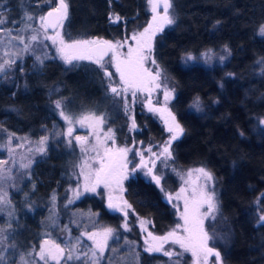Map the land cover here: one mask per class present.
I'll list each match as a JSON object with an SVG mask.
<instances>
[{"label": "trees", "instance_id": "16d2710c", "mask_svg": "<svg viewBox=\"0 0 264 264\" xmlns=\"http://www.w3.org/2000/svg\"><path fill=\"white\" fill-rule=\"evenodd\" d=\"M146 2L68 0L69 18L64 24V34L72 38L120 39L131 27L145 24ZM49 6L43 0H0V17L7 20L0 27L18 31L25 26V14L37 17ZM173 7L176 22L159 33L153 48L162 71L172 74L175 97L171 109L184 128V133L172 144V155L179 160L182 170L198 164L214 177L220 219L230 233L228 246L217 248L223 264H264V224L258 221L256 206L258 196L264 192V123H261L264 121V36L259 33L264 25V0H173ZM110 13H118L122 21L111 23ZM29 23L33 24L34 20ZM206 51L217 56L211 65L182 63L184 55ZM218 56L226 58L222 61ZM49 61L33 65L32 70L39 78L44 77ZM56 64L60 74L63 70L65 78L72 80L75 91L88 85L97 86L102 81L100 74L89 67L91 64ZM21 66H27L26 61L15 63L14 77L10 80L0 79V125L11 121L14 112L21 118H17L16 125L0 130L39 139L41 130L49 129L58 120L55 103L58 97L49 94L45 86L22 88L16 76ZM56 77L55 74L51 80ZM197 98L200 110L195 111L191 105ZM152 118H147L153 129L150 135H162V131L158 134ZM43 155L32 166L29 188H24L25 198L34 200L24 201L32 203V213L14 215L6 224L10 235L1 237L9 248L24 239L27 245L0 253L4 257L0 264H17L19 258L29 254L27 251L40 246L47 237L45 230L51 228L46 221L51 199L55 196L59 204L62 190L70 184L69 173L75 163L72 157L65 155L55 142L48 145ZM126 197L139 216L150 220L154 232H167L175 226L177 219L172 206L152 182L130 178ZM92 204V200L88 201L90 207ZM96 206L99 210L103 207L100 204L92 208ZM99 214L101 218L107 215L111 220L117 219L119 224L117 215L105 210ZM28 233H32L31 238L26 237ZM121 235L134 238L123 232ZM141 256L145 258L147 253ZM149 256V262L141 259L140 264H171L161 253ZM177 261L188 264L185 258Z\"/></svg>", "mask_w": 264, "mask_h": 264}, {"label": "rangeland", "instance_id": "374dc122", "mask_svg": "<svg viewBox=\"0 0 264 264\" xmlns=\"http://www.w3.org/2000/svg\"><path fill=\"white\" fill-rule=\"evenodd\" d=\"M51 6H49L50 8ZM146 7L148 10V16L145 24L131 27L128 33L123 35L120 39L108 40L113 43L120 41L121 43H125V46L119 49L120 52L126 53L127 48L129 46H135V42L130 39L131 35L136 32H141L145 27H147L148 23L151 21L152 13L150 10V6L148 2H146ZM47 8L39 15L46 13ZM162 11V10H161ZM38 15V16H39ZM37 16V17H38ZM114 24V23H113ZM34 27H38V20H34ZM168 27V26H166ZM165 27V28H166ZM24 26L21 28L23 29ZM164 28V30H165ZM163 30V31H164ZM62 35L66 41L71 39H84V38H72L68 37L64 34L63 29L60 30ZM162 31V32H163ZM158 32L156 36L152 40V52L149 57V60L146 61L145 67L149 68L153 73L157 70L160 71V80L161 84L160 88L155 89L151 94V100L153 106L162 107L164 106V89L173 90L174 80L171 76L165 71H162L161 65H159V69L156 68V65L152 64L151 61L155 59L154 57V44L159 35ZM33 34L30 30L28 31H14L12 30L13 36H24L25 43L29 44L30 47L27 51L24 50V44H21L18 39H10L4 33H0V64H4L5 60L15 61L10 65L4 66V71L0 72V79L10 80L13 76L12 71L14 70V65L17 61H26L27 66H21L16 76H19V83L22 85V88L34 85L45 86L48 89L49 94L56 95L58 99L56 101H60L62 104V108L66 114L71 115L74 118L72 127L74 129L71 137L66 135L67 129L69 127L68 122L65 121L60 116L61 109L57 108V119L55 123H51L52 127L49 129H42L41 136L39 139H31L27 135H16L12 138L11 143H8V133H3L0 130V161H7V164L0 165V253H5L8 249L9 251H16L22 249L26 244L27 239L21 240L17 246L10 247L8 244L3 243L1 241V237H6L10 235V231L6 227V224L9 223L14 215L21 216L24 214L32 213L31 204L26 203L34 202L32 199L25 198L27 194L24 193V188H29L28 181L31 178L32 166L42 158L46 151L48 145L52 142H55L59 147L63 149L65 155H69L75 161L74 166H72V170L70 171V184L68 188L62 190L61 198L59 204L55 200L51 199V204L49 208V215L46 219L47 223H49L51 228L46 229V238L43 240L55 241L57 244H60L61 247L67 248L76 242V238H80V248L78 251H87L89 248H94L93 241L88 240L86 236H81L82 232H96L102 231L104 228H112L114 229L113 237L108 240V248L105 250L103 255L101 256L99 252H97V257H99V264H140L141 259L145 262L150 261V256L145 251L147 247L145 241L148 238V232L153 233L155 236H163L168 232L172 231L177 224H182L183 221L180 219V212L183 211L184 202L183 199L176 200L173 199L171 202L167 199L166 194H170L173 197L176 196V193L180 191L182 187L187 190V194L190 196L192 193L193 187L202 186L205 183V180L201 174L195 171L198 168H204L201 165L193 164L188 169L182 170L179 160H176L175 155H172V159L167 161V167L161 163L160 160L156 161V169L160 171L164 179L161 181L165 191H161L160 187H158L154 182L150 180V177L144 175L146 169H137L135 173L129 172V178L123 181V191H119L118 189L112 190L111 194L114 197H122L124 200H127L126 197V187L125 184L127 180L133 177H140L145 179L146 181H150L155 184L162 193L164 200H166L173 208V212L175 215L176 224L174 227L170 228L167 232L156 233L153 231L152 226L150 224V220L144 217L139 216L136 211L132 209H128L129 215L127 218V224L130 230H125L123 224L125 223V217L123 213L110 210L108 205V195L109 189L104 188L103 185H100L95 193H84L79 198H75L73 195V189H76L78 186L80 190L83 191L84 178L80 175L82 165L85 161L92 165L93 168L98 167V163L93 160L96 157V153L91 151L93 145L97 143L95 135L93 134L92 129L88 128L87 125L81 126L75 122V118L81 117L83 115L88 114H96V115H104L106 117V122L102 126V131L100 132L101 139H105V133L108 132V129H112V133H114L115 142L109 139L106 140V146L111 147L113 149L117 148H129L132 151L128 153V159L132 160L133 163L138 164L140 157L134 156L133 153L136 151H143L149 147L152 148L153 152L159 154L162 151V147L167 140L170 139L171 133L167 131V126L164 123V120L161 118L159 113H154L148 111L146 106L147 102V93H137V98L134 104H131V93H128V99L131 104L132 111L130 115L134 116L137 128L135 130H130L131 121L129 119V115L125 114L123 103L119 97L113 96L110 90L108 89V80L103 76V73L97 70V65L92 63L91 61H73L72 64L75 63H88L91 64L89 66L93 71H97L96 73L102 78L101 83L95 85H88L89 87L84 90L81 87V90L75 91L72 89L71 79L65 78V76L60 74V67L56 64V62H61L66 64L57 54L56 46L52 44L50 40H44L43 34L41 33L40 42H32L28 40V37ZM53 30H48V35H52ZM88 39V38H85ZM96 39V38H90ZM102 40V39H101ZM7 53V55L5 54ZM192 56V60H188V56ZM40 56L43 60H51L50 63H47L44 71V77L39 78L37 73L33 71V65H37L38 62L36 57ZM26 57H30L29 59L24 60ZM47 57V58H45ZM226 58V56H223ZM224 58V59H225ZM107 57L105 60L107 61ZM220 59V56H218ZM223 59V60H224ZM215 60H217V56L215 58L214 55L211 54L210 51H206L200 55H192L187 54L182 57V63L184 65H211ZM221 60V59H220ZM222 60V61H223ZM109 71L115 73L114 67H109ZM55 80H51L55 77ZM64 76L61 82H58ZM14 77V76H13ZM114 86L119 82V75L116 74L113 77ZM54 81H57L54 84ZM84 94H89L87 98L82 99L81 97ZM175 97V90L173 91L172 98L169 100L167 107L172 112L171 106ZM195 102L191 105V109L198 111L195 108ZM18 112V111H17ZM173 113V112H172ZM174 115V114H173ZM153 117L155 118L156 123H159L164 128L165 135L161 138L153 137L150 133L153 132V129L150 127L149 120L147 118ZM21 117H17V113L14 112L11 117V121L6 124L0 125V127H12L16 125V120ZM152 118L153 122L154 119ZM177 120V119H176ZM178 122V120H177ZM179 123V122H178ZM52 135V138H51ZM48 137V140L43 145L45 151L43 153L39 152L38 149L41 147L39 143L41 137ZM75 136H87L89 143L84 145L83 147L86 151H82V146L74 139ZM71 140V145L68 144V141ZM176 141V140H175ZM173 141L172 144L175 142ZM172 144H171V152H172ZM2 145H7L4 147ZM8 147L12 149L11 152L8 151ZM101 154H103V149L101 148ZM151 157V153L145 152V159ZM154 159V157H153ZM163 159V158H162ZM25 165H28L25 167ZM132 165H129V169H131ZM87 171V169H85ZM192 171V175L189 177L188 172ZM188 181V183H185ZM210 188H214L216 192V199L218 201V211L215 213V219H205L204 227L205 230L208 231L210 236H214L215 239L210 241V246H215L225 249V247L229 244L230 233L225 230V226L223 225L220 219V210H219V199H218V189L215 181L208 182ZM73 200V203L69 204V200ZM93 201L92 207L94 205H100L102 209L99 210L98 206L96 209H93L88 205V201ZM129 203V201H128ZM130 204V203H129ZM176 205L174 207L173 205ZM257 206V216L259 223L264 224L259 220L261 215H264V192L258 196L256 200ZM105 210L107 213L117 215L119 217L118 220H111L107 215L105 218H101L99 212ZM99 211V212H98ZM143 219L147 221L145 225V229L141 228L140 220ZM22 229V225L19 226ZM115 227L117 229H115ZM126 233V235H130L134 237L133 239L124 237L121 233ZM22 234V233H21ZM19 234V236H21ZM26 235V234H25ZM124 235V236H126ZM32 233H28L26 237L31 238ZM24 238V236H22ZM40 243V245L43 243ZM128 241L129 243H126ZM213 244V245H212ZM40 247V246H39ZM39 247L37 249L31 248V251H27L29 253L26 257H21L18 260L17 264H43V261H40L36 253L39 251ZM2 248V250H1ZM139 249V251H138ZM164 249L168 251H173L176 255L169 257L171 264H181L177 259L185 258L188 264H194L195 258L192 256L191 252L185 251L181 249L179 245L173 244L171 242L166 243L164 245ZM218 250V249H217ZM219 251V250H218ZM141 253H147L145 258H142ZM152 253H161V252H152ZM74 255L77 254V250H74ZM90 255V254H89ZM164 255V254H163ZM138 256V259H137ZM110 261V262H109ZM49 264H54V262H49ZM62 264H84L83 258L81 260L73 259L71 261H62ZM89 264L91 262L89 261ZM208 264H215V257H210Z\"/></svg>", "mask_w": 264, "mask_h": 264}, {"label": "snow or ice", "instance_id": "6c2138e0", "mask_svg": "<svg viewBox=\"0 0 264 264\" xmlns=\"http://www.w3.org/2000/svg\"><path fill=\"white\" fill-rule=\"evenodd\" d=\"M47 5H51L46 13L34 17L31 14H25L24 21L25 26L20 31L30 30L33 34L28 37V40L32 42H40L41 33L44 40H50L54 46L59 57L66 63L72 64L73 61H91L97 65V70L103 73V76L108 80V89L115 97H119L123 103V108L126 115H129L131 121L130 130L137 128L134 116L130 115L132 108L131 104H134L137 98V93H147L146 106L148 111L159 113L164 123L167 126V131L171 133L170 139L165 142L162 147V151L157 154L149 147L143 151H136L134 156H139V163H133L128 159V153L131 149L117 148L113 149L106 146V140H113L114 133L109 128L105 133V139H101L100 132L102 126L106 122L104 115H96L94 113L83 115L75 118V122L82 127L87 125L92 129L95 135L97 143L92 146L91 151L96 153V157L93 158L98 163V167L93 168L91 164L85 161L80 165V175L84 178L83 191L78 186L73 189V195L75 198H79L84 193H95L100 185L109 189L108 205L110 210L123 213L125 217V223L123 227L125 230H130L127 224V218L129 215L128 209H132V205L124 200L122 197H114L111 192L114 189L123 191V181L129 178V172L135 173L137 169H146L144 175L150 177V180L154 182L160 190L165 191L161 181L164 179L163 174L156 169V161L160 160L165 167H167V161L172 159V152L170 150L173 141L177 140L183 133L184 128L177 122L175 115L169 110L167 104L172 98L173 90L164 89V106L155 107L151 100L152 92L161 87L159 83L160 71L155 73L149 68L145 67L146 61L152 52V40L158 32H162L166 26L175 24L176 16L174 13L173 0H147L152 13L151 21L147 27L141 32L133 33L130 37L135 42V46H129L126 53H122L119 49L125 46L124 43L117 41L113 43L108 40L101 39H71L66 41L64 35L61 33V29L64 28L65 21L69 18V3L68 0H43ZM162 10V11H161ZM122 17L118 13H110L109 20L111 23H118L122 21ZM38 20V27H34L30 21ZM7 22L6 18L0 17V25ZM219 23V22H217ZM52 29L53 34L48 35V30ZM0 33H4L10 39H18L21 44H24V50L27 51L30 47L25 43L24 36H13L12 29H6L0 27ZM260 35L264 36V25L259 28ZM227 51V48H225ZM7 55V53H5ZM108 58L107 61L105 58ZM47 58V57H45ZM225 57L221 56L223 60ZM37 61L43 64L44 60L40 57H36ZM188 60H192V56L187 57ZM15 61L5 60L4 64H0V72L4 71L5 65H10ZM152 64L156 65L159 69V65L153 59ZM109 67L115 68V73L109 71ZM118 74L119 82L114 86L113 77ZM131 93V104L129 102L127 94ZM56 108L61 109L60 116L68 122V129L66 135L71 137L73 134V121L74 118L71 115L65 113L60 101H56ZM195 108L200 110L199 98L195 102ZM264 123V121H261ZM14 133L8 134V143H11ZM81 146L82 151H86L83 147L89 143L87 136H75L74 138ZM48 140V137H41L39 143L41 147L39 152L43 153L45 148L43 145ZM72 141L69 140L68 144L71 145ZM7 147V145H2ZM101 148L103 154H101ZM8 151L12 149L8 147ZM145 152L151 153V157L145 159ZM154 157V159H153ZM163 158V159H162ZM7 164V161H0V165ZM132 165L129 169V165ZM28 165H25L27 167ZM87 169V171H85ZM196 172L203 176L205 183L202 186L193 187L192 193L189 196L187 190L182 187L176 196L173 197L170 194L167 195V199L171 202L173 199H183L184 206L183 211L180 212V219L182 224H177L176 227L163 236H155L153 233L148 232V238L145 243L147 247L145 251L148 253L161 252L165 256L172 257L176 255L173 251L164 249L166 243H173L179 245L181 249L191 252L195 258L194 264H208L210 257H215V264H223L221 253L215 246H210V241L214 240V236H210L208 231L205 230V219H215V213L218 211V201L216 199V192L214 188H210L208 182L213 181L214 177L210 171L205 168L195 169ZM192 175V171L188 172V176ZM188 183V181H185ZM55 200V196L52 198ZM69 204L73 203V200L68 201ZM176 207V205H173ZM134 211V209H133ZM261 222H264V215L259 217ZM147 221L141 219L140 225L142 229H145ZM146 230V229H145ZM2 231V230H0ZM114 229L108 227L102 231L96 232H82L81 236H86L88 240L93 241L94 248H89L87 251H78L80 248V238H76V242L71 244L67 250L57 244L55 241L45 240L39 247V251L36 253L40 261L43 264H62V261H71L73 259L81 260L83 258L84 264H99V257L97 252L102 256L105 250L108 248V240L113 237ZM126 243H129L126 241ZM14 247V245H13ZM74 250H77V254H73ZM90 254V255H89ZM4 259L0 256V261ZM138 259V256H137Z\"/></svg>", "mask_w": 264, "mask_h": 264}, {"label": "flooded vegetation", "instance_id": "af4514ba", "mask_svg": "<svg viewBox=\"0 0 264 264\" xmlns=\"http://www.w3.org/2000/svg\"><path fill=\"white\" fill-rule=\"evenodd\" d=\"M156 125V127H157V130H158V134L160 133V131H162V132H164V128L161 126V125H159V123H156V122H154ZM161 136L162 135H159V136H153V137H158V138H161ZM134 178V177H133ZM130 180V179H129ZM129 180H127V182H126V184H125V187L127 186V183H128V181ZM130 203V202H129Z\"/></svg>", "mask_w": 264, "mask_h": 264}, {"label": "water", "instance_id": "95a60500", "mask_svg": "<svg viewBox=\"0 0 264 264\" xmlns=\"http://www.w3.org/2000/svg\"><path fill=\"white\" fill-rule=\"evenodd\" d=\"M50 30H52V29H50Z\"/></svg>", "mask_w": 264, "mask_h": 264}]
</instances>
